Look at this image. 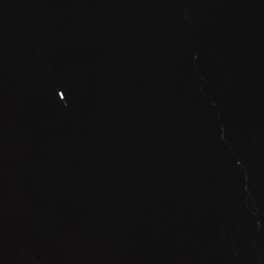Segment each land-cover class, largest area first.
Listing matches in <instances>:
<instances>
[{
	"label": "water",
	"instance_id": "water-1",
	"mask_svg": "<svg viewBox=\"0 0 264 264\" xmlns=\"http://www.w3.org/2000/svg\"><path fill=\"white\" fill-rule=\"evenodd\" d=\"M0 264H264V0H0Z\"/></svg>",
	"mask_w": 264,
	"mask_h": 264
}]
</instances>
